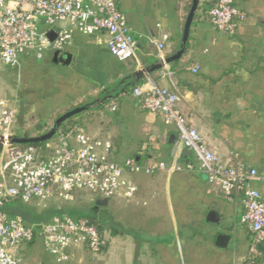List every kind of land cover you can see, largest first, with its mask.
Listing matches in <instances>:
<instances>
[{
	"label": "crops",
	"instance_id": "0c3cea01",
	"mask_svg": "<svg viewBox=\"0 0 264 264\" xmlns=\"http://www.w3.org/2000/svg\"><path fill=\"white\" fill-rule=\"evenodd\" d=\"M191 1L115 0L136 42L134 57L123 61L110 53L103 33L86 35L54 24L50 30L70 29L71 39L63 49L70 54L68 63L54 61V52L47 51L41 59L27 53L18 66H0V98L16 108L12 134H41L64 111L85 105L65 127L75 125L108 141L110 159L121 163L130 158L143 166L195 163L175 125L143 109L132 94L135 85L151 80L176 93L186 125L197 130L209 150L263 175L264 0H234L246 16L233 34L217 31L208 21L206 12L215 0L197 1L186 51L134 82L135 70L159 61L156 42L163 34L168 35L164 57L179 49ZM164 71L170 73L161 74ZM56 143L55 136L39 150L48 156ZM6 156L0 152V162ZM123 176L136 185V192L129 199L108 198L104 205L105 246L96 257L98 264L243 263L250 230L241 221V192L226 196L194 171L125 170ZM250 184L264 195V180ZM15 252L21 264L91 262L86 245L77 243L69 248L67 262L57 263L40 237ZM259 264H264V242Z\"/></svg>",
	"mask_w": 264,
	"mask_h": 264
},
{
	"label": "built area",
	"instance_id": "2783aa9c",
	"mask_svg": "<svg viewBox=\"0 0 264 264\" xmlns=\"http://www.w3.org/2000/svg\"><path fill=\"white\" fill-rule=\"evenodd\" d=\"M210 24L219 32L233 34L237 24L245 20L244 11L234 0H215L207 9ZM47 29H39L38 20ZM63 23L86 35L103 33L106 45L118 60L135 55V39L115 0H0V66H18L20 57L33 53L38 59L47 51H63L71 39L68 28L55 30L50 39L48 31L54 24ZM163 34L156 42L159 60L163 53ZM170 73L164 71L161 74ZM143 109L160 115L178 130L185 148L193 153L195 163L163 162L143 166L127 158L117 162L108 157L111 144L86 134L75 125L66 126L56 134L57 143L52 154L44 156L31 145H9L16 108L5 98H0V135L6 158L0 162V264H21L16 249L40 237L44 249L57 263L70 257L69 248L85 244L91 257L90 264H98L96 257L105 246L102 233L86 217L74 218L65 213L53 215L47 221L26 223L19 215L10 216L5 203L32 199L46 200L52 195L63 201H72L79 190H89L99 197L129 199L136 185L124 178L125 170L151 174L157 170L194 171L204 174L206 181L216 185L224 195L235 191L242 194L244 211L241 221L250 230V241L242 264H259L260 244L264 242V195L250 184L264 180V174L248 167L238 159L225 162L220 155L209 150L194 127L186 125L176 107L177 95L154 81L146 80L132 88ZM116 105H112L114 110Z\"/></svg>",
	"mask_w": 264,
	"mask_h": 264
},
{
	"label": "water",
	"instance_id": "95a60500",
	"mask_svg": "<svg viewBox=\"0 0 264 264\" xmlns=\"http://www.w3.org/2000/svg\"><path fill=\"white\" fill-rule=\"evenodd\" d=\"M199 0H192L191 1V5L188 11V14L186 16L185 19V23H184V27H183V32L181 35V43H180V47L179 49L172 55L165 57V59L163 61L159 60L157 63L139 68L137 70L134 71V76H135V83L138 82L140 79H142L143 77H145L146 75H149L151 72H153L154 70H158L161 69L164 64H168L172 61H176L178 60L181 55L186 51V43L188 41V37H189V30L191 27V24L193 22V17L195 14V11L197 9L198 6V2ZM48 37L50 39H53L55 36L54 30H50L47 33ZM53 60H59L63 63H68L69 58H70V54L68 52L65 51H59L56 50L54 52L53 55ZM86 109L85 105H81V106H76L73 107L67 111H64L63 113H61L60 115H58L54 121L52 122V124L50 125V127L43 133L38 134V135H29V136H24V135H16V134H11L9 135V137H7V143L9 145H24V144H33V143H40V142H45L48 141L50 139H52L58 132V130L60 129L61 125L69 120L70 118H72L73 116L77 115L78 113L82 112L83 110ZM3 142H4V138L2 135H0V152L3 148ZM108 202V197H97L94 200V204H93V208L96 211L98 209V207L100 206H104L106 205ZM222 239H226V236H222L220 237Z\"/></svg>",
	"mask_w": 264,
	"mask_h": 264
},
{
	"label": "trees",
	"instance_id": "16d2710c",
	"mask_svg": "<svg viewBox=\"0 0 264 264\" xmlns=\"http://www.w3.org/2000/svg\"><path fill=\"white\" fill-rule=\"evenodd\" d=\"M69 120L65 121L61 125L57 134H59L64 129L65 125L68 124ZM24 136H29V135H24ZM44 143H46V141L40 142V143L39 142L33 143L31 145H33L39 149L42 145H44ZM21 146H24V145H21ZM3 210L10 216H14V215L21 216L26 223L46 221L49 218H51L53 215H59V214L65 213V214H67L71 217H74V218H78V217L88 218L90 221H92L93 223L96 224L97 229L100 232L102 231V228H103V221L101 222V221H98L97 219H95V212L96 211L94 210L93 207L88 211H82V210L78 211L76 209H66V210L65 209H48V210H44V211L39 213V212H36L33 208L28 207L27 205H25L21 201L14 200V201H10V202L5 203V205L3 206Z\"/></svg>",
	"mask_w": 264,
	"mask_h": 264
},
{
	"label": "rangeland",
	"instance_id": "374dc122",
	"mask_svg": "<svg viewBox=\"0 0 264 264\" xmlns=\"http://www.w3.org/2000/svg\"><path fill=\"white\" fill-rule=\"evenodd\" d=\"M37 26L39 29H41V27H46V24L40 19L37 22ZM46 128H49V125ZM95 198L96 197L94 192L89 190H79L75 193V197L72 201H63L58 199L55 195H52L49 199L46 200L32 199L28 203L24 204L30 208H33L36 212L39 213L48 209H76L78 211H88L93 207ZM106 211L107 208L105 206L98 207L95 212V219L102 222L104 220Z\"/></svg>",
	"mask_w": 264,
	"mask_h": 264
}]
</instances>
